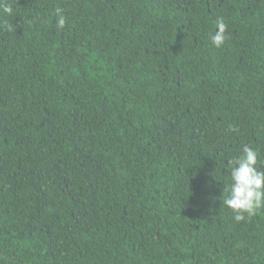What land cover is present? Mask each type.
Segmentation results:
<instances>
[{"label": "trees", "instance_id": "16d2710c", "mask_svg": "<svg viewBox=\"0 0 264 264\" xmlns=\"http://www.w3.org/2000/svg\"><path fill=\"white\" fill-rule=\"evenodd\" d=\"M245 145L264 0H0V264H264L223 203Z\"/></svg>", "mask_w": 264, "mask_h": 264}, {"label": "clouds", "instance_id": "9594fccd", "mask_svg": "<svg viewBox=\"0 0 264 264\" xmlns=\"http://www.w3.org/2000/svg\"><path fill=\"white\" fill-rule=\"evenodd\" d=\"M12 12L10 5H4L3 13L11 15ZM63 12L61 7H57L54 12L59 29H63L66 24L67 18ZM3 26L9 32L13 30L7 22ZM216 27L218 30L212 35L211 41L215 47L220 48L228 39L227 24L223 18H218ZM258 163L264 164V161L260 159L258 151L248 145L243 146L239 156L229 161L231 184L223 203L235 213L234 219L237 222L244 221L246 217L250 219L260 209H264V170L257 167Z\"/></svg>", "mask_w": 264, "mask_h": 264}]
</instances>
